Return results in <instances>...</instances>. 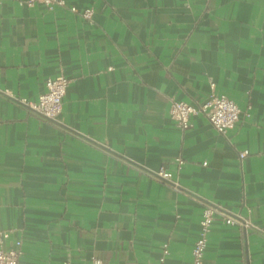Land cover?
Segmentation results:
<instances>
[{
  "label": "crops",
  "instance_id": "crops-1",
  "mask_svg": "<svg viewBox=\"0 0 264 264\" xmlns=\"http://www.w3.org/2000/svg\"><path fill=\"white\" fill-rule=\"evenodd\" d=\"M65 1L1 4L4 248L19 264H190L206 202L264 227V0ZM57 74L73 81L44 118L23 99ZM212 93L237 102L235 127L199 111L181 130L171 100ZM202 264H264V235L217 215Z\"/></svg>",
  "mask_w": 264,
  "mask_h": 264
},
{
  "label": "built area",
  "instance_id": "built-area-1",
  "mask_svg": "<svg viewBox=\"0 0 264 264\" xmlns=\"http://www.w3.org/2000/svg\"><path fill=\"white\" fill-rule=\"evenodd\" d=\"M2 2L3 0H0V17ZM36 2L43 3L50 9L66 4L65 0H26V3L30 6H33ZM71 9L80 13L86 20L93 21L94 7L89 6L82 10H78L76 6H71ZM72 81L71 77L64 74L50 76L46 80V89L39 94L37 100L29 101L23 99V102L28 104L30 108L40 116L56 119L62 111L63 98ZM212 85L214 86V83H212ZM199 111L203 112L213 126L223 134L235 127L241 115V108L234 99L216 93H212L206 101L200 103L198 106L178 99H172L170 102V116L175 120L177 126L181 130H185L191 126L192 116ZM248 153L249 150H244L240 155L244 157ZM176 163L180 167L184 163V158L181 156L176 157ZM153 174L161 180H167L177 185V183L172 180V172L165 167H161L153 172ZM217 215L222 216L227 224L239 225L245 230L252 228L264 235V227L254 222L249 216H245L241 212H231L213 202H206L200 222V234L194 243L192 261L190 264L203 263L208 234L211 230L212 222ZM8 236V231L0 230V264H19L21 251L19 249L7 250L4 248V240ZM90 264H103V262L101 258L95 257Z\"/></svg>",
  "mask_w": 264,
  "mask_h": 264
}]
</instances>
